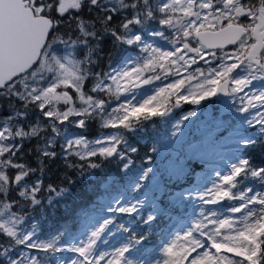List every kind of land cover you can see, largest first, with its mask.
<instances>
[{"label":"snow or ice","instance_id":"6c2138e0","mask_svg":"<svg viewBox=\"0 0 264 264\" xmlns=\"http://www.w3.org/2000/svg\"><path fill=\"white\" fill-rule=\"evenodd\" d=\"M108 44L137 55L97 71ZM201 60L217 63L137 98L159 71L180 76ZM219 94L231 98V114L191 110L163 135L147 126ZM97 121L112 131L92 140L69 131ZM143 139L147 166L134 158ZM33 141L35 166L23 160ZM225 148L228 171L198 198L235 202L232 215L201 207L161 257L151 255L155 230L196 192L186 185L197 168ZM261 157L264 0H0V264H264V191L251 186L264 188ZM60 160L87 176L86 203L46 183ZM111 161L116 168H105ZM109 237L119 238L110 251Z\"/></svg>","mask_w":264,"mask_h":264},{"label":"trees","instance_id":"16d2710c","mask_svg":"<svg viewBox=\"0 0 264 264\" xmlns=\"http://www.w3.org/2000/svg\"><path fill=\"white\" fill-rule=\"evenodd\" d=\"M232 49V47H229ZM123 49L120 47H113L111 44H108L105 48L104 54L101 57V64L100 66L96 69L97 71H108V65L111 63L114 65L123 55ZM185 106L184 109L181 111H176V113L171 114V123L168 122L167 119H160V118H154L155 123L153 122H148V127L151 128V130H155L156 128L161 129V134H164V131L166 130L167 132L171 130L172 123L174 120L177 119V116L182 112L189 110L191 108L189 103H183ZM70 119H75L74 117H70ZM69 131L73 134H80L83 133L86 135L89 139H94L98 136H100L103 133L109 132L110 129H105L100 122H89V128L87 130H82V129H77L74 126L69 125ZM35 147V141H33L30 145H26V154L23 157V160H26L28 163L32 164L35 166V155L34 154H29L27 153L28 148ZM140 152L137 157H134L136 159V163L139 165L141 163H145V161L141 160V157L146 156L147 154H151L149 151V144L147 139L140 140ZM261 159H264V157H261ZM93 160H98V158H93ZM23 162V161H21ZM76 163H79L77 160ZM117 161H111L105 164V168H111L115 169L117 166ZM207 164L197 168V174L192 177V181L190 185H186L187 187H198V177L201 175H204L207 172ZM50 171L46 173V183H52L54 182L55 184H58L60 186H70L72 188L73 192V202L75 206H80L84 203H86L89 199V193L87 190V181L88 178L85 176L84 178H81L78 171L70 168H66L63 164V161H57L55 163H52L49 165ZM90 171V170H86ZM75 181L74 184L69 185L68 181ZM252 187H254L258 191H262L263 188H261V185L259 182H255L251 184ZM187 203L186 207H182L180 213L173 214L171 218L165 217L164 221L161 222V226L158 227L155 230V236L154 238L149 242L148 244V249L151 253V255L155 256H160L162 254L161 248L162 245L164 244V241L170 236L172 232L175 231V229L182 223V222H190L191 216L194 214L196 209L198 208L197 205L191 203ZM214 206V205H212ZM216 209H219L218 205H215ZM222 206H226V204H222ZM66 205H61L60 206V211H64L66 208ZM55 211V210H54ZM83 221V220H81ZM55 221L49 220L48 221V227L45 229L47 232L50 230L53 226ZM83 222L79 226V230H81Z\"/></svg>","mask_w":264,"mask_h":264},{"label":"rangeland","instance_id":"374dc122","mask_svg":"<svg viewBox=\"0 0 264 264\" xmlns=\"http://www.w3.org/2000/svg\"><path fill=\"white\" fill-rule=\"evenodd\" d=\"M152 26L153 27H159L158 25H155V24H153ZM154 43L157 46H159V47H161V48H163L165 50H171L170 45L165 40L156 38ZM228 49L231 50V48H228ZM127 55L135 56V55H137V53L131 52V51H129L128 53L124 52L122 56L126 57ZM121 58L113 66H118L119 63L121 62ZM208 59L210 60L211 58H208ZM216 63H217L216 61H213L212 64L209 65L208 63H205V61L201 60V61L198 62V64L192 65L186 72L182 71L180 76H176L175 74H167V73H164L163 71H159L156 74H159L161 76V79L160 80H154L150 85H144L142 88L137 89L136 90L137 98L140 99L144 95H150L155 90H157L158 88L164 87V86H166L169 83H173L175 80H178V79H181V78H186L188 75H191L193 73L194 69L197 68V67L203 68V69H207L210 66H215ZM195 83H196L195 81H193V83L190 84V85L186 83V85H185L186 89H188V90L193 89L195 87ZM257 86H259V85H257ZM184 94H187V91H185ZM123 99H124V97L122 95L121 96V100H123ZM113 103L115 104V102H113ZM183 103L184 102H182L179 107H176V108L172 109L171 114H174V113H176V111H181L182 109H184L185 106L183 105ZM231 103H232V101H231L230 97H226V96H222V95H218L217 97H210L209 99L202 101L201 105H199V106L192 105L191 103H189L191 108L189 110L182 111L177 116V119L173 121L172 125L175 124L177 121L182 120L183 115L186 114L188 111H191V110H197L198 115L200 114V109H203L206 112L207 111L224 112L225 115H229L231 113H229L227 111L226 104H227V106H231ZM238 106H239V104L236 105V107H238ZM232 112L233 113L235 112V107L232 108ZM236 115L239 116V117H243V116H246L247 114L246 113H236ZM190 119L191 120H195V118H190ZM184 123L187 124L189 122L185 121ZM110 131H112V130H110ZM170 131H168V132L170 133ZM106 133H108V132H106ZM106 133H103V134H101L100 136H98L96 138L102 137ZM96 138H94V139H96ZM90 140H92V139H90ZM222 152H223L222 156L215 157L212 160L211 163L206 165L207 169H208L207 172L204 175H201V176L198 177L199 185L196 188V192L193 193V197L194 198L191 200V203L197 205L198 208L196 209L194 214L191 216L190 222H182L175 229V231L172 232L170 234V236H168V238L164 241V244L166 242L171 241L174 238L176 233H181L182 234L183 231L186 230L192 224V222L194 220L198 219L199 218V210H200L201 207H203L205 210L208 209V208H212L214 210L223 211L225 215H232L231 213L227 212L226 208H227V205L229 203H235V202L223 201L221 204H218V206L221 207V208L216 209L215 205L214 206H212V205H204L198 198L200 192L204 191L205 188H211L214 182H218L219 181V177L216 175L217 171H219L221 174H225L228 171V165H230V163L232 162L231 159H230L231 150L229 148H225V149L222 150ZM262 191H264V188H263ZM224 203L226 204V206H222V204H224ZM221 218H223V217H221ZM82 222L83 221H80L79 226L81 225ZM82 227H83V224H82ZM82 227H81V230H82ZM77 234H78V231H77ZM109 240H110V244L107 245V246L102 245V247H107L108 250L110 251L113 246H116L118 244L119 238L117 237L116 239H113V238L109 237ZM63 255L65 257H71L73 254L65 252V253H63ZM229 255H231V254H229ZM161 256H162V254L160 256H158L157 258H159Z\"/></svg>","mask_w":264,"mask_h":264},{"label":"water","instance_id":"95a60500","mask_svg":"<svg viewBox=\"0 0 264 264\" xmlns=\"http://www.w3.org/2000/svg\"><path fill=\"white\" fill-rule=\"evenodd\" d=\"M228 47H231V46H228ZM219 95H222V94H219ZM223 96V95H222Z\"/></svg>","mask_w":264,"mask_h":264}]
</instances>
